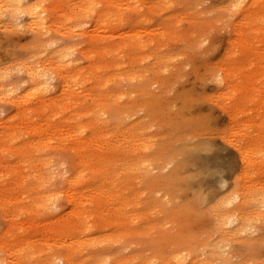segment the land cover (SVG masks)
Here are the masks:
<instances>
[{
  "label": "rangeland",
  "instance_id": "1",
  "mask_svg": "<svg viewBox=\"0 0 264 264\" xmlns=\"http://www.w3.org/2000/svg\"><path fill=\"white\" fill-rule=\"evenodd\" d=\"M52 1L56 3L58 10H52L51 2L47 0L41 2V6L44 8L43 14L46 17V27L38 32H34L37 29L30 30L25 26L28 22L25 15L18 16L17 24L19 25L6 27L0 24V79L2 82H0V86L3 84L0 87V164L10 165L18 154H24V152L42 157L47 156L53 164L51 167L52 179L49 181V187L52 189L50 194H52L53 199L45 209L39 212L36 219L46 223L53 219L56 211L61 212L69 209L71 192L69 189L61 187L63 181L60 182V180H62V175L68 172V168L75 158V151H71L69 147V142H73V137L67 134L59 138L55 133L49 132L44 141L40 142L36 132L23 123L22 117L25 114L19 112L24 111L28 114L30 111H40L44 104L53 101L64 105L63 110L65 111L74 109L75 102L83 104L84 99H86V87L89 86L91 78L87 72L93 70L86 58V55H90L94 56L97 63L95 70L100 73L101 70L97 66L101 65V62H110L108 72L104 73V77L115 76L118 69H112L114 62H122L121 76L117 81L110 80V82L112 81L111 89L114 92H119L112 99V104L113 111H121L122 109L124 112L127 111L125 116L128 114L126 121L128 125L135 124L134 122L130 123L133 119L135 122L138 120L136 125L137 123L143 125L145 123L146 127L149 126L150 129H145L146 132L143 125V128L137 126L146 135V139L150 137L157 142L163 140L162 143L169 142L168 139L172 137L170 140L172 143L181 144V140L179 139L180 143L176 139L180 138L182 133L183 135L187 133L188 135L185 136L189 137V140L193 138L190 141L193 140L192 142H196V145H200L201 148L202 145L208 147L210 152H208V148L203 147L204 149L201 150L207 153L206 155L203 152L201 154L199 149L193 148L195 144L191 142V146L193 145L191 150L193 152L195 150L193 162H196L194 164L190 162L189 165L186 163L185 167L183 166L186 171L183 170L184 168L182 171L186 174L184 176L188 177V173L200 167L196 172L190 173L191 175L199 174L198 177L194 175L195 179L197 178L194 184L186 178L179 180L181 182L178 180L173 182L168 178V215H162L160 211L153 210L151 213L154 214L150 212L149 214L154 219H151L152 222L154 221L151 222L152 225H155L146 224L147 228H150L149 230H146L145 224V230L137 231L136 226L137 232L135 229L132 230V232L135 231L133 233L130 232L131 229L128 230L130 233L123 240L89 245L83 254L98 251V254L116 252L120 256L128 257L129 255L132 258L135 253L147 256L156 250L159 251L160 248L165 249L164 252L168 251L170 254L173 248L184 245L185 252L191 254V257L196 256L197 259L199 257L205 259L206 257L208 261L211 259L213 264H264V209H261L260 214H258L259 209L254 208L257 205L252 206L254 209L248 205L249 214L253 215L254 210H258L255 220H252L251 214L247 213L251 217L246 222L251 225L249 226L253 230L251 229L252 232L247 230V232H241L237 235L230 234L234 239L237 237L238 241L226 236V238L231 239L229 241L223 236L228 235L225 234V231L230 230V227L227 224L224 225L227 226L228 230H226L220 222L222 216L218 215L220 206L222 207L221 214L223 210L226 211L228 206L237 205V200L241 198L239 195L244 190L241 191V194L239 191L249 185L248 181L250 184L253 183L252 187L256 183V187L254 186L252 191L258 192V194L262 192L261 194L264 195V190L261 192L256 191L259 189L255 190V188L264 189V0H92L95 9L91 11H89L91 5H87V0ZM243 8L245 9L242 15L240 10ZM254 14H256L255 17L259 15L256 22L255 17H253ZM243 17L244 19H242ZM134 40L140 41L138 49L131 46ZM143 42L146 47H140ZM127 44L131 45L127 47ZM54 49H63L68 52L66 54L72 51L71 55L68 56L69 60L76 64V68L67 73V86L59 88L61 77L50 74L39 80L50 93L43 97L27 98L23 100L21 107L11 103L13 96L21 94L26 85L29 84L28 75L24 69H21L23 68L21 66L26 63L29 64V61L32 62L30 65L33 63L36 65L42 57L43 59L46 58ZM134 54L138 55L132 58ZM159 54L162 57L159 63L161 69L156 68L159 70L152 72L153 69L151 68L158 60ZM33 58L39 60L34 61ZM19 61H22V64L19 65ZM58 71L64 72L66 69L61 66ZM76 71L82 73L77 74ZM136 71L139 72L136 73ZM138 74L146 76V78L144 76V81L141 79L143 75L139 78ZM139 79L141 80L138 81ZM248 81L249 84L247 85ZM146 85H148L147 88ZM246 91H249L250 97L246 96L244 93ZM138 104L142 105L139 106ZM132 105L137 107H133V109ZM29 114L33 116V119L42 118L41 114ZM61 125L69 126V120L62 118ZM188 126L189 128L194 126L196 130L193 129L194 127L189 129ZM180 129L184 131L181 132ZM163 131L168 136H165ZM179 132L181 135L178 134ZM190 133L196 135L197 141L194 136H189ZM128 134L125 137L129 143L128 141L126 142L128 145L124 143L125 153L122 149L123 155L121 157L124 158L125 154V158L131 159L132 156L130 157V155H134L135 152L132 153L130 149H134L132 146L138 137H135L134 140L130 133V139ZM85 135L83 134L82 137ZM162 136H165L163 137L165 141ZM187 137L182 136L181 138H185L188 143L190 141ZM130 140L132 142L134 140V143ZM204 140L206 143L208 140L211 141V143L208 142L209 146L204 142L201 143ZM45 141L50 142L49 145H45ZM138 141L142 142L140 138ZM199 142L201 144H198ZM160 143H158L160 148L161 146L164 148L163 145L167 144L166 142L161 143L162 145ZM172 143L167 144L169 157L166 155L167 151L164 153L168 160L171 159L170 162L173 158L171 156L174 155L171 151L172 148L181 146L174 145L175 143L172 146ZM189 145L188 143L187 147H190ZM211 145L214 147L213 149ZM167 146L165 145V149ZM254 148L255 150H253ZM249 150H252L255 155L260 153L255 156L251 154V151L248 152ZM126 151L129 153L127 154ZM71 154L73 155L71 156ZM243 157L248 158L247 161L245 159L246 163L242 161ZM250 159L252 163L253 161L255 163L254 166L251 164L252 170L254 168L255 171H250L251 168L246 167L247 163L251 161ZM49 162L43 161V163ZM199 163L204 164L200 166ZM243 166L246 168L245 170ZM170 167L171 164L168 165V170ZM247 168L249 172H247ZM211 172L212 174L214 172L215 175H212ZM204 174L209 176L205 177ZM241 176L246 180L244 181ZM200 177L203 179L201 180ZM257 181H259L258 184H261L258 185ZM38 182L40 181L36 179L30 183V190L34 194L41 191ZM158 184L149 187L151 189L157 187L152 189L153 191L149 194L151 189L148 188L149 191L146 190L147 192H145L144 183L142 186L138 185V188L135 185L136 189L135 186L134 189H143L145 196L157 194L155 196L157 197L160 196L161 191L156 193L154 191L160 190L159 186L162 183ZM7 185L11 187L13 183L10 182ZM242 185L245 186L242 188ZM0 186L2 189V184ZM180 187L183 190H180ZM237 189L239 190L237 191ZM245 190L249 192L250 189L246 187ZM201 191L203 193L199 194L198 192ZM255 192L253 195H256ZM198 194L200 195L199 198H197ZM202 195L206 197H202ZM253 195L250 196L254 197ZM14 196L17 200L22 199L23 191L19 186L16 187ZM261 196L260 199L262 200L264 197L261 198ZM257 197L259 198V195ZM0 199H4V197L0 195ZM142 199L145 197L141 196ZM145 201L146 199L142 201V204L145 205ZM0 202L2 203L1 200ZM218 203L224 205L218 206ZM144 205L142 208L145 209ZM2 207L3 205L0 206V233L7 228V223H9L7 220L9 221L10 218V216H6V210ZM214 213H216L215 217ZM261 213L263 217L256 218L258 215H262ZM217 216L218 218L221 216L220 221ZM248 216L247 218H249ZM215 218L222 225L223 228L219 225L222 232H220L221 228L218 230L217 227L219 226L215 225L217 224ZM27 219H24L23 216L17 223H23L28 227L26 233L31 231L28 233V236L29 234L31 236L36 231L33 230L32 226H29L31 224L30 219L28 220L29 224ZM143 222L144 220L139 222L141 228ZM214 222L216 223L214 224ZM30 228L32 229L30 230ZM219 232L224 234H221L222 240L218 245L217 241L219 242V240H216L217 237L215 238V236L216 234L219 236ZM166 239L168 242L165 241ZM223 239L229 242L226 241L227 247L225 245L223 246L225 248L220 249L221 245L224 244ZM213 240L216 241L213 242ZM210 241L213 244L216 242L217 246H213ZM208 242L209 244H207ZM52 243H54L53 240ZM156 243L158 244L156 245ZM109 245L112 247L108 248ZM211 245V248L214 249L215 247L214 250L210 248ZM207 247L216 253L217 251L218 253L222 251V253L213 254L215 252L212 253ZM217 247L218 250L216 251ZM54 248L56 249L55 245L52 249ZM207 250L212 253L210 257L211 254L208 252L210 258L203 256ZM5 253L9 254V251L0 249V260L2 259L0 264H8L5 262ZM65 259L58 260L57 258L54 264H68L67 259ZM210 261L209 263H211ZM42 264H51V261L44 260Z\"/></svg>",
  "mask_w": 264,
  "mask_h": 264
},
{
  "label": "bare ground",
  "instance_id": "2",
  "mask_svg": "<svg viewBox=\"0 0 264 264\" xmlns=\"http://www.w3.org/2000/svg\"><path fill=\"white\" fill-rule=\"evenodd\" d=\"M43 1L44 0H0V24L6 27L8 26L13 27L15 25H19L17 24L18 16L25 15L28 18L27 19L28 22L25 24V26L29 28L30 30L37 29L34 32L36 31L38 32L40 29L46 27L45 25L46 17L43 14L44 8L41 6V2ZM47 1L51 2L52 10L54 11L58 10V6L56 5V3H54L52 0H47ZM86 3L89 6L91 5L89 11L95 9V4L93 3L92 0H87ZM49 7L51 6L49 5ZM244 9L245 8L240 10L242 15L244 13L243 12ZM255 15L256 14H254L253 17H255ZM99 18H101V16H99ZM258 18H259V15L258 17H255V22H256V19ZM242 19H244V17ZM144 42L141 43L142 46L140 47H146V44H144ZM150 42H152V40H150ZM41 43L43 44V42ZM139 43L140 41L134 40V43H132V45L127 44V47L131 45L132 47L134 46L135 49H138L137 47ZM88 45H90L89 42H88ZM147 46H148V43H147ZM54 50L46 58L43 59L42 57V59L38 61L36 65H33L34 63L30 65L32 62L30 63L29 61V64L25 62L26 64L21 66L23 67L21 69H24L28 75L29 84L26 85V88L24 89V91H22L21 94L13 96L11 103L15 104L17 107H21V103L24 102L23 100L27 98L43 97L47 93H50V91L46 89L45 85L39 82L40 78L48 76L50 74H55L57 76L59 75L62 78V79L60 78L59 88L67 86L68 84L67 73L69 71L75 70L76 68V64L72 63V60H69V56H68V55H71L72 51L71 53L69 52V54H66L68 52L64 51L63 49H54ZM143 51L145 50L143 49ZM138 54H134L132 58H135V55H138ZM158 56H159L157 58L158 60L155 61V64H153V67L151 68L153 70L149 69L152 72L161 69L159 68V63L161 62L162 57H160V54ZM86 58L90 62L91 68L93 67V70L90 72H87L88 75L91 76V78H90L89 86L86 87V92H85L86 99H84L83 104H79L78 102H75L74 109L72 110L67 109L65 111L63 110L64 105H60L58 103H55V101H53L51 103L44 104L43 108L40 111H35V112L30 111L29 112V113L41 114L42 115L41 119H33L32 115H30L29 113L26 114V112L24 111L19 112L21 114H25V116L22 117L23 123L27 124L30 129L36 132V134L39 137L40 142L44 141V138H46L45 137L46 134L49 132L55 133V135L56 136L58 135L59 138H62L66 136L67 134L68 136L73 137V142H69L70 144L69 147L71 151H75L74 152L75 158L72 160V163L68 168V172H66V174H63L61 177L62 180H60V182L63 181L61 187L65 189H69L71 192L69 195V207H68L69 209L65 211H61V212L56 211L53 219L51 221H47L46 223L39 222L36 219V217L39 215V212H41L51 203V200L53 199L52 194H50L52 189L49 187L50 185L49 181L50 179H52L51 167L53 166V164H51V159L48 158L47 156L42 157L40 155H31L29 154L30 152H24V154H18V156L14 159L12 164L10 165L0 164V183L2 184V189L0 186V189H1L0 195L4 197V199H0L2 201V203L0 202L1 203L0 206L3 205L2 208L6 210V213H7L6 216H10L9 221L7 220V222H9L7 223L8 225L7 228L3 230L4 232L1 231L2 233H0V249L3 251H7V250L9 251V254L5 253L6 254V257L4 256L5 262H7L8 264H14V263L42 264L44 260H49L51 261V264H54V262L56 263L57 258L58 260H62L66 258L68 261V264H128V263H132V264H213L210 261L211 259L209 260L211 263H209V261L206 259L205 256L210 258L212 256V253L215 252V251H212L215 249V247L214 249L211 247L212 245L217 246V243L219 245V243L221 242L222 239L220 236L221 234H224V233H220V232H222V228L225 227L224 225L227 224L230 227V230L226 228L227 226L225 227V229L228 231H225L223 229L225 231V234L226 233L228 234V235H223L225 236V238L226 236H230V234L237 235L238 233H241V232H247V230L248 231L250 230V232H252L253 229L250 228L251 225L249 224L250 225L249 226L248 222L246 221H248V219H250L251 216L253 217L254 214H255L254 217L253 218L251 217V219L255 220L254 218L257 215L258 210L255 211L256 210L255 209L253 215L250 213L251 216H248L247 213L249 214L250 211L249 212L247 211L248 209L247 207L249 206L254 207L257 205L254 208L259 209L258 214H260L261 209L262 210L264 209V201H262L264 198L262 200L260 199L261 195H262L261 198L264 197V195L261 194L262 193L261 191H263L264 189L255 188V190L259 189L256 191H260L261 195L258 194V192L256 193L255 191H252L254 189L253 187L254 186L256 187L255 182H254L255 183L254 186L252 187L251 185L253 183L250 184L248 181L250 188H248L249 186L248 184H247L248 186H245L246 184L242 185V188L244 186L245 187L244 189H241L239 191L240 194H241V191L243 190H244L243 193L245 191L246 192L244 194L242 193L241 195H239L241 196L240 200H237L235 198V200L238 201L237 205L233 204L231 207L226 206L227 207V209H225L226 211L223 210L222 213L220 214V211L222 209L220 205L223 206L225 203L224 201H222L224 204L222 203L220 205L219 203L217 204L221 208L220 211L218 210L219 212L218 215L222 216L221 218L222 220L220 221L219 219L221 216L219 218L217 216V218L223 224V227L220 224V222H218V220L215 218L217 221L215 219L214 220L217 222V224H215L216 222H214V224L217 226L220 225L222 227L221 228L220 226L219 227L216 226L217 228H219L218 230H220L221 228L219 232L220 235L217 236L218 233L216 232L217 234L215 236V238L217 237L216 240L218 239L219 242L217 241V243L215 242L213 244V242L216 240H213V242L210 241V243H212V245L210 246L212 250L208 247L207 248L209 251L211 250L212 253L207 250L206 252L207 253L209 252L211 255L209 253L204 254L203 256L205 257V259H203L202 257L201 258L199 257L200 259L199 258L197 259L196 256L191 257V254L185 252L186 248L183 244H182L183 245L182 247L180 246V247H175L173 249L171 248L172 250L170 254H168V251L164 252L165 249L160 248L159 251L157 250L154 252L151 251L152 254L150 253V255H147V256L141 253L138 255L137 253H135V255H133L132 258L131 256L129 257V255L128 257L120 256V254H117L116 252L110 253V254L109 253L108 254L107 253L98 254L99 252L98 251L96 252L97 254L96 253H90V254H85V255L83 254L85 248H87L89 245H97V244H105V243H109L113 241H121L128 235V233L130 232L133 233L136 231V229L137 231H140V229L145 230V227H146V230L147 229L149 230L150 228H147V225H152V223L154 222V221L153 222L151 221L152 219L151 214H154V213H151L153 210H156L158 212L160 211L162 215H168V212H169L168 211V199H169L168 198V178H170L173 182H175V180L179 181V180H182L183 178H186L188 181L190 180V183L191 182H193V184L196 183L197 178L195 179L194 175L198 177L199 173L198 174L196 173L193 175H191L190 173H194L196 172V170L200 169L198 164L196 163L199 169H195V171L193 172L191 171L190 173H188V177L184 176L186 174L182 171V169L185 167L184 165L186 163H188L189 165L190 162L194 161L195 150L199 149V151H201V154H202L203 151L201 149L205 147L204 145H202V148H201L200 145L199 146L196 145L197 144L196 142L195 143L192 142L193 140L190 141L193 138L189 140L188 139L189 137L185 136V135H188L187 133L185 135H183L182 133V136L187 137V139L190 141L188 142L190 144L189 145L190 147H187L188 143L185 138H181L182 136L176 139L178 140L177 142H180L179 141L180 139L182 142V143L180 142L181 144H176L175 142H174L175 144L172 143L170 141L172 137L170 138L169 136L170 139L168 140L170 144L172 143V146L173 144L181 145V146H177L176 148H172V150L170 149L172 151V154H174L171 156L173 158H172V161L170 162L171 159L169 158L170 160H168L169 155H168V146H167L169 142L165 141V139L163 138L165 136H168L166 135L165 131H163L165 132L164 133L165 136H162V138L167 143L165 144L167 146L166 149H165V145H163L164 148L162 146L160 148V146L158 145V143L160 142L162 143L163 140L160 142H157L156 140H152L150 137H148L149 134L147 135L148 138L146 139L145 137L146 135H144V133L140 131V128H139V127H142L143 124L137 123V125L139 126L138 127L136 125V122L138 121L137 119H136L137 120L136 122L134 121V119L131 120L130 123L134 122L135 123L134 125H131V124L128 125L126 122L128 119L127 117L128 114L125 116V113L127 111L124 112L123 109L121 111H116V110L113 111L112 99L119 92H114L111 89L112 81L110 82V80L113 79V82L117 81L118 78L121 76L122 62H119V61L114 62L112 69H118L115 73V76L104 77V73L108 72V67H109L108 65L110 62L109 63L101 62V65L97 66V68L101 70V73H102L101 74L99 71L95 70V66L97 63H96V60L94 59V56L86 55ZM33 59H35L34 61L39 60V59L36 60V58H33ZM24 60H23V63H24ZM21 62L19 63V65L22 64ZM19 65L17 64V66ZM61 66H63L66 69V71L59 72L58 70ZM156 68H159V69L156 70ZM151 71H149V73H151ZM137 72L139 71H136V73ZM76 73L80 74L82 72L76 71ZM141 75L138 74L139 78L143 77L141 79L144 81L146 76L145 75L141 76ZM141 79H139L138 81H140ZM0 82H1V79H0ZM248 84H249V81L247 82V85ZM2 86L3 84H1L0 87ZM145 87L147 88L148 85H146ZM244 93H246L247 97H250L249 91H246ZM9 95H11V93H9ZM131 107L133 108L134 105H132ZM62 118H64L65 120H69V126L61 125ZM144 125L143 127L145 131V129H147L149 126L146 127V125L145 126ZM195 128L196 127H194L193 129ZM130 133L132 135V139L135 140L136 139L135 137H138L140 138L142 142H139L138 138L135 141V143H134V140L133 142L132 140H130V142L134 143V145L132 146L134 147V149L131 148L130 151L132 153L134 151L135 153L134 155L129 154L130 157L132 156L131 159L125 158V154L123 156L124 158H122L121 156L123 155V153H125L124 151L125 144L127 141L129 143V140H126L125 136L127 134L130 136ZM191 133L189 134V136L192 135ZM83 134H86V135L82 137ZM167 134H168V131H167ZM178 134L181 135L180 132ZM153 135H150V136H153ZM130 139H131V136H130ZM195 140L197 141V138H195ZM165 142H163L162 144H164ZM191 142L192 144H195L196 146L195 145L194 147L193 145L191 146ZM203 142L206 143L205 140L202 141L201 143ZM208 142L211 143V141L209 140ZM208 142L206 144H208L209 146ZM49 143L50 142H47V141L44 142L45 145H49ZM201 143L199 142L198 144H201ZM185 145L187 148L185 147ZM192 147L195 148L194 152L191 150L193 149ZM129 148H130V144H129ZM205 148H208V147H205ZM211 148L213 149L214 147H212L211 145ZM122 149L124 151L123 153H122ZM188 150H191V152H188ZM207 150L208 152H210L209 148ZM253 150H255V148ZM166 151H167L166 155L168 157H165L164 153ZM250 151H251V154L255 155V153L252 150H249L248 152ZM128 153L129 152H127V154ZM206 153L204 154L206 155ZM242 153L244 154L243 150H242ZM169 154L171 155L170 151H169ZM257 154L255 156H257ZM72 155L73 154H71V156ZM251 156H248V157H251ZM196 157L198 158V156ZM197 158L195 159L197 160ZM245 159L246 158H244L242 161H245ZM42 160L50 161V162L43 163ZM201 160H202V156H201ZM259 160L261 161L260 158ZM195 162H193V164ZM250 162L247 163V165L243 163L242 164L246 165V167L248 168H251L250 169L251 171L252 165L255 163L254 161L252 163V160ZM169 164H171V167L168 170ZM186 168H187V165H186ZM243 168L244 170L246 169L244 166ZM183 170H185V168ZM207 172H209V170H207ZM247 172H249V170ZM245 174L246 173H244V175ZM212 175H215L214 172ZM204 176L207 177L209 175L204 174ZM242 178L244 181L246 180L244 179V177ZM36 179L40 181L37 184L41 188V191L38 192L37 194H34V192L30 190V186H31L30 183ZM10 182H12L13 185L11 187H8L7 184H9ZM258 182L259 181H257V184ZM143 183L145 184V187L148 186L146 187L147 188L146 189L143 185V189H145V192L149 191L148 188L150 186H155V185H159L158 183H162V185L159 186L160 190L157 189L156 191H154V193L161 191L160 196L155 197L157 194L155 196H152V195L145 196L143 193L144 192L143 189L135 190L136 189L135 185H137V188H138V185L142 186ZM18 186L23 191V197L20 200L19 199L17 200L14 196V192L16 191V187ZM134 186H135V189H134ZM246 187L247 189H250L251 191L249 190V192H247L248 190H245ZM155 188L157 187H153L152 189L154 190ZM152 189L148 192V194L153 191ZM181 189L182 188L180 187V190ZM200 189L202 190V187ZM238 190L239 189H237V191ZM254 192L256 193L257 196L259 195V198L255 194L253 195ZM198 193L199 194L203 193V191L198 192ZM206 193H204V195H206ZM199 194L197 195V198L200 197ZM214 194H215V191H214ZM204 195H202V197ZM250 195H253L254 197ZM141 196H144L146 199L145 205L142 204V201L145 199L141 200ZM239 196H236V197H239ZM230 198L232 197L230 196ZM254 203L256 204L251 205ZM259 204L261 205L258 206ZM143 205L146 207L145 208L146 210L142 208ZM217 205L216 207L218 208ZM216 207L215 209H217ZM253 207L251 209H254ZM149 212L151 214H149ZM218 212L216 211V213ZM216 213H214V217L216 216L215 215ZM23 216H24V219L28 218L27 222L30 219L29 222L31 224L29 226H32L34 228L33 230L36 231L31 236L30 234L28 236V233H30L31 231L26 233V230L28 229V227L23 225V223L21 224L17 223L18 220H21ZM247 216L249 218H247ZM259 216L263 217V214L258 215L256 218H258ZM224 219L227 220V222H225ZM143 220L145 223L143 222V225H142L143 227L141 228L139 226V222ZM144 224L145 225L147 224V225L144 227ZM154 225L155 224H153L152 226ZM136 226L137 228L135 229ZM31 229L32 228H30V230ZM133 229H135V231L132 232ZM33 230H32V233H33ZM128 230H130V232ZM43 235L44 237H42ZM231 237L233 238V236H230V238ZM230 238H228L229 241L232 239ZM236 238L237 237H235V239ZM50 240L51 242H49ZM52 240L54 241V243H52ZM236 240L238 241L239 239H236ZM165 241L168 242V239H166ZM226 241L228 240H224L223 241L224 244L221 243L222 245L220 249L226 245L227 243ZM157 244L158 243H156V245ZM207 244H209V242ZM54 245L56 246V249L54 248L55 250L52 249ZM111 247L112 246L109 245L108 248H111ZM217 250H218V247L216 248V251ZM217 253L215 252L213 254H217ZM221 253L222 251L219 252L218 254H221ZM208 255H210V257Z\"/></svg>",
  "mask_w": 264,
  "mask_h": 264
}]
</instances>
